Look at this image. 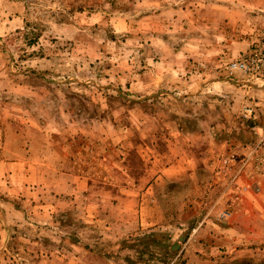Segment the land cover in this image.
Segmentation results:
<instances>
[{
  "label": "rangeland",
  "instance_id": "obj_1",
  "mask_svg": "<svg viewBox=\"0 0 264 264\" xmlns=\"http://www.w3.org/2000/svg\"><path fill=\"white\" fill-rule=\"evenodd\" d=\"M0 264H264V0H0Z\"/></svg>",
  "mask_w": 264,
  "mask_h": 264
}]
</instances>
